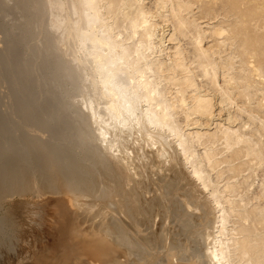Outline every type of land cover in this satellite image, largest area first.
<instances>
[{"label": "bare ground", "instance_id": "6f19581e", "mask_svg": "<svg viewBox=\"0 0 264 264\" xmlns=\"http://www.w3.org/2000/svg\"><path fill=\"white\" fill-rule=\"evenodd\" d=\"M11 1L0 264H264V0Z\"/></svg>", "mask_w": 264, "mask_h": 264}, {"label": "rangeland", "instance_id": "374dc122", "mask_svg": "<svg viewBox=\"0 0 264 264\" xmlns=\"http://www.w3.org/2000/svg\"><path fill=\"white\" fill-rule=\"evenodd\" d=\"M0 1H1V0H0ZM3 1H7V0H3ZM10 1H11V0H10ZM12 2H13V1L8 2V3H9L8 5H9L10 7H8V5H7V6H5V8H4V9H5L4 11H7V10H6V7H8V8H7V9H8L7 12L9 13V11L11 10V11H10V13L12 12L11 14H8V16H7V12H3V11H2V13L0 12L1 15H2L3 13H6V14H3V15H4V18H3V16L0 15V22L3 21V23H0V25L2 24L0 27L3 26L1 32H3L4 30H6L7 27H8V29H11V28H12L10 32H11V34L13 35V31H12V30H15V29L19 28V29H17V30H19L18 33H19L20 36L18 35V33H17V34L15 33L16 30H15V32H14L15 34H14L13 36L10 35V34H9V30L7 29V31H5L6 33L4 32V33H2V34H7V33H8V34H9V37H8V34H7V36L5 37L6 39H3L2 43L0 44V46H3L6 42H7V45H9V44H11L10 42H12V41H13V44H14V42H17L16 40H18V42H20L21 40L25 41L23 38H25V39L27 40V39L30 38V37L33 35V33L36 32V30H37V28H36L35 26H34L35 28H33L32 24H31V26H28V25H30L29 22H28V20H29L28 18H25L27 22H26V21H23V20H25V19L22 18V17H24V16H23V10H22V12H21V8H20V10H19V7H18V6H15V3H12ZM12 4H14V5H12ZM11 5H12V6H11ZM11 7H12V8H11ZM16 7H17V9H16ZM10 8H11V9H10ZM9 9H10V10H9ZM15 9H16V10H15ZM12 10H13V11H12ZM14 10H15V11H14ZM17 10L19 11V13H18ZM16 11H17V12H16ZM15 12H16V13H15ZM13 13H14V14H13ZM19 14H20V15H19ZM12 15L14 16V18H15L16 16H17L19 19L21 18V20H22V21H20L21 25H20L19 23H18V25L16 24V23H17L16 21L19 22V19H17L15 22H13V20H15L17 17H16L15 19L12 20V17H13ZM6 16H7V17H6ZM11 21L13 22L14 25L12 24ZM27 23H28V24H27ZM10 24H12V26H14V27H12V26L9 27ZM25 24H26V25H25ZM16 25H17V28H16ZM19 25H20V26H19ZM21 26H23V28H26V30H29L28 28H30L31 30H34V31H31V32L29 31V32L26 34V33H24V32H27V31L24 30V29H21V28H20ZM27 26H28V28H27ZM31 27H32L33 29H32ZM4 28H6V29H4ZM0 30H1V28H0ZM22 30H23V32H22ZM1 32H0V33H1ZM21 33H23L24 35H27L26 37H28V38L24 37L23 34L21 35ZM29 33H31L32 35H31V34L29 35ZM16 35H17V36H16ZM10 36H11V37H10ZM29 36H30V37H29ZM12 37H13L14 39L16 38L15 41H14V39H13ZM17 37H20V38L17 39ZM10 38H12V41H11ZM19 39H20V41H19ZM5 40H6V41H5ZM8 40H9V41H8ZM23 41H21L22 43H19V44L24 45ZM36 42L40 43L38 40H37ZM3 43H4V44H3ZM35 44H36V43H35ZM5 45H6V44H5ZM22 45H19V46L17 45V46L19 47V48H17V51H18V52L16 51V52L18 53L17 55L15 54V52H14V54H11V55H13V57H14V55H15L16 59H17V56L19 57L20 54L24 55V53H25V52H23V50H24V49L26 50V48H24ZM38 45H39V47L41 46V44H36L37 47H38ZM23 48H24V49H23ZM19 49H20L21 51H20ZM22 49H23V50H22ZM25 50H24V51H25ZM19 52H22V53H19ZM30 54H31V52L28 54V56H29ZM11 55H10V59L14 60L15 57L13 58V57H11ZM20 56H21V55H20ZM31 57H33V55H31L30 58L27 57V58H28V61H27L26 63H27V64L29 63V66H32L31 62H33L34 59H35V57H33V58H32L33 61H32ZM16 59H15V60H16ZM29 61H30V62H29ZM46 62H47V61L45 60V62L43 63V65L46 64ZM44 67H45V68H44ZM44 67L42 68V69L44 70V72H42V71H41L42 69H40L38 72L36 71V72L33 73V74L35 75V76L33 75V76H34V77H33L34 79L36 78V75H37V78H39V79H42L43 76H44V77L48 76V75H44V74H45V73L47 74V72H48V74H49V70L46 68V66H44ZM45 69H46L47 71H45ZM36 73H37V74H36ZM39 74H40V75H39ZM41 74H42V75H41ZM38 76H39V77H38ZM35 80H38V79H35ZM53 82H54V80H50V81H48V84H47V85L50 86V87H48L49 89H47V85L45 84V85H46V86H45V90H46L47 92H48V90H49V91L52 90L51 88L55 89V90H52V91H53L52 94H53V93L55 94L54 96L48 94V96L51 97V98L56 97V96L58 95L57 93H59V90H58V89L56 88V86H55L56 83H55V82L53 83ZM51 83H52V84H51ZM51 85H53L55 88H54V87H51ZM56 89H57L58 92L56 91ZM55 91H56V92H55ZM50 93H51V91H50ZM51 98H49V102H53V101H51V100H53V99L55 100V98H53V99H51ZM78 99H80V98L78 97L77 100H76V99H75V100H76V101H79ZM196 195H198V194H196Z\"/></svg>", "mask_w": 264, "mask_h": 264}]
</instances>
